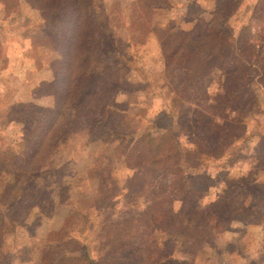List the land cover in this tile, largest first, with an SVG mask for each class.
<instances>
[{
	"label": "rangeland",
	"instance_id": "374dc122",
	"mask_svg": "<svg viewBox=\"0 0 264 264\" xmlns=\"http://www.w3.org/2000/svg\"><path fill=\"white\" fill-rule=\"evenodd\" d=\"M99 1L101 4L96 2L97 6L103 5L107 15L118 26L120 43L117 42V45L127 53L131 38L123 8L127 9L125 11L129 16L136 9L142 13L148 0H140V3L139 0ZM165 1L167 5L156 9L144 24L147 26L150 21L152 25L171 30L174 34L191 31L200 19L207 18L215 9L237 6L235 0ZM256 1H241L231 18L234 30L248 24ZM100 11L101 8L99 14ZM45 19L44 11L28 5L25 0H0V59L3 58L0 69L9 63L14 69V74L3 77L0 83V150L8 153L5 156L8 158L2 162L9 164L12 170L15 164L13 167L10 165L11 154L25 156L29 152L33 140L31 133L41 113L34 106L50 107L34 102L18 103L16 97L26 94L19 92V88L24 79L23 60L27 56L30 60L27 66L33 72L36 68L39 72L41 69L45 71L40 73V77L41 74L45 77L51 74L52 63L60 56L47 42L50 35L45 32ZM251 32L264 38V23L261 20L254 22ZM145 36V33L140 34V40L133 50L135 66L131 64L122 72L123 87L117 94V106L112 109L126 116L130 129L151 128L152 123L164 113V105L169 103L174 95V87L182 79L177 75L164 76L166 60L159 37L151 33L144 41ZM258 40L254 41L257 47ZM143 41L144 44L141 43ZM10 50L12 57H15L12 62L4 58V54ZM103 62L102 59L96 61L98 70ZM214 74L207 78L206 83L213 80L211 90L218 91L220 85L216 78L213 79ZM27 78L31 80L32 76L28 75ZM47 80L38 83L35 95H43L49 90L44 86ZM259 89L258 106L243 114L246 116L243 135L225 154L211 156L198 151L192 143V124L178 120L176 115V126L179 131L183 130L179 132L183 138L182 144H189L191 150L196 152L193 163L199 165L198 173L204 175L197 178L200 191L188 202L187 218L196 211L207 213L215 205L218 206L217 212L231 209L227 220L222 223L214 221L210 233L216 244L206 251L202 250L196 255L187 253L186 245L192 246V249L199 245L184 243L182 237L169 235L170 225L166 223L163 212H147L151 206L150 192L155 190V183L152 178L146 181V175L140 177L145 166H130L131 161L126 153L131 145L121 144L116 138L100 137V131L87 126L63 137L59 146L46 156L44 166L34 173L35 177L29 183L31 187L26 189V184V191L21 196L18 193L23 183L17 184L11 174L0 173V197L9 192L10 181V185H14L11 194L14 191L13 196H19L15 202L2 207L4 231L0 264H55V258L65 248L77 250L82 243L90 247L93 257L110 255L118 264H127L131 255H123L116 249V237L120 230L110 225L112 222L126 227L121 230L126 237L139 239L145 237L146 233H154L174 264H226L229 260L236 264H257V255L264 253V153L253 160L256 163L254 169L245 164L248 160H238V157L240 148L245 150L247 156L253 149L258 153L264 148V87ZM151 131L157 133L155 129ZM146 166L150 167L148 164ZM243 173L248 175L244 176ZM135 175L136 179L131 183ZM239 176L233 182L236 187L223 193L224 180ZM140 181L144 187L137 186ZM245 209L247 213H244ZM135 224H139V228H127Z\"/></svg>",
	"mask_w": 264,
	"mask_h": 264
},
{
	"label": "trees",
	"instance_id": "16d2710c",
	"mask_svg": "<svg viewBox=\"0 0 264 264\" xmlns=\"http://www.w3.org/2000/svg\"><path fill=\"white\" fill-rule=\"evenodd\" d=\"M25 1L45 12V32L50 35L47 42L60 54L51 66L53 78L44 85L49 90L42 93L54 96L55 105L34 106L41 113L31 133L33 140L29 152L25 156L11 154L10 165L13 167L15 164L12 170L9 164L2 162L8 158L5 157L8 153L0 150V155H3L0 158V173L11 174L13 181L23 183L18 193L21 196L24 190L31 187L29 183L35 177L34 173L44 166L46 156L59 146L63 137L87 126L94 127L100 131V137L116 138L121 144L131 145L126 149L130 166H145L140 177L146 175V181L152 178L155 183L147 212H163L166 223L170 225L169 235L182 237L184 243L199 245L192 249V246L184 244L187 253L196 255L216 244L210 229L214 228L215 220L220 223L227 220L231 209L217 212L218 206L215 205L207 213L196 211L187 218L188 202L200 191L197 178L204 175L198 173L199 165L193 163L196 152L189 144H182L180 133L183 130L179 131L176 126V115H179L178 120L192 124V143L198 151L217 156L225 154L238 143L245 128L246 116L243 114L258 106L259 87H264V38L251 32L254 22L261 20L264 23V0L255 2L248 24L235 28L236 31L231 18L243 0H235L236 8L221 7L211 11L191 31H180L178 34L156 27L150 21L147 26L144 24L156 9L167 5L165 0H148L145 12L139 13L136 9L130 16L123 8L131 38L127 53L117 45V42L120 43L118 26L107 15L103 5L97 6L99 0ZM141 33L146 34L144 41L151 33L159 37L166 60L164 76L177 75L182 79L174 87L169 103L164 105V113L152 123L151 128L130 129L126 116L112 109L117 106V94L123 87L122 72L127 66L134 65L136 55L133 50ZM257 36H260L259 40ZM255 40L259 41L258 47ZM144 41L141 43L144 44ZM99 59L104 61L100 70L95 66ZM212 73H215L213 79L216 78L220 85L218 91L211 90L213 80L206 83ZM240 149L238 160H248L245 164L254 169L256 163L253 160L264 153V148L258 153L253 149L248 156L243 148ZM249 161L252 163L249 164ZM240 177H227L222 192L226 194L233 190L236 187L233 182ZM132 179L131 183L136 175ZM10 182L9 192L0 197V249L4 231L2 207L19 197L13 196L14 191L11 194L14 185ZM140 182L137 186L144 187V183ZM182 192L186 193L179 196ZM243 217L246 219L245 214ZM110 225L120 230L116 237V249L123 255H131L127 264H174L154 233H146L145 237L136 239L122 234L121 230L126 227L114 222ZM133 227L139 228V224L127 228ZM89 249L84 243L77 250L65 248L55 258V264H118L110 255L93 257ZM230 261L233 260L226 264H233ZM225 262L226 259L223 260Z\"/></svg>",
	"mask_w": 264,
	"mask_h": 264
},
{
	"label": "crops",
	"instance_id": "0c3cea01",
	"mask_svg": "<svg viewBox=\"0 0 264 264\" xmlns=\"http://www.w3.org/2000/svg\"><path fill=\"white\" fill-rule=\"evenodd\" d=\"M13 53L12 50H10L9 52H7L6 54H4V58H8L10 62H12V58H15L14 56L12 57ZM23 56H25L24 53H22ZM3 59V58H2ZM0 59V61L2 60ZM24 61V66L22 68L23 71V77L24 79L22 80V83H20V91H24L26 92V94L22 95V96H16L17 97V102H29V103H36L38 105H44V106H54L55 105V99L54 96L52 95H35L34 91L37 88V85L39 82H44L46 79H48L47 81H50L53 78V74L51 72V74H48V77H45V75L41 74L40 77V73H44L45 71H43V69H41V71H38V68H36V70H34L35 72H33V70H31V67H28V63L30 62L28 56L26 57ZM52 71V70H51ZM14 74V69L12 67V64L9 63L8 66H5V68H1L0 69V83H1V79L7 78L9 75H13ZM34 74V77H33ZM26 75V77H25ZM28 75L32 76V79L29 80L27 77ZM40 77V78H39ZM51 77V78H50ZM10 84H12V82H9ZM30 84V85H29ZM2 85V84H1ZM3 86V85H2ZM5 87V85H4ZM5 91V90H4ZM264 238V237H263ZM259 256L257 264H264V253L261 252ZM232 262V261H230ZM233 264H236L235 262H232Z\"/></svg>",
	"mask_w": 264,
	"mask_h": 264
}]
</instances>
